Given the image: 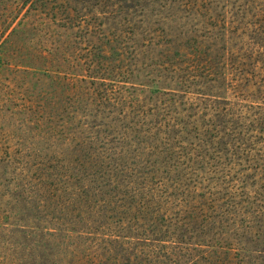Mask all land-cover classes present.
<instances>
[{
    "label": "rangeland",
    "instance_id": "obj_1",
    "mask_svg": "<svg viewBox=\"0 0 264 264\" xmlns=\"http://www.w3.org/2000/svg\"><path fill=\"white\" fill-rule=\"evenodd\" d=\"M170 98L207 117L230 105L231 134L221 151L204 143L202 185L172 206L174 188L145 174L173 210L159 240L117 207L146 142L98 133L90 111L113 129L109 109ZM86 185L104 200L86 205ZM70 219L91 232L57 228ZM26 236L54 264H264V0H0V264Z\"/></svg>",
    "mask_w": 264,
    "mask_h": 264
},
{
    "label": "trees",
    "instance_id": "obj_2",
    "mask_svg": "<svg viewBox=\"0 0 264 264\" xmlns=\"http://www.w3.org/2000/svg\"><path fill=\"white\" fill-rule=\"evenodd\" d=\"M77 16L80 15L77 13ZM133 18L128 19L129 22H134L136 17ZM207 50L205 52H209ZM217 56H220V50L214 55L215 59ZM221 71L222 67H220L218 72L221 73L220 84H224L228 79V75L226 71ZM219 94L221 96V93ZM181 104V102L178 104V101L170 98L169 100H164L162 104L160 100H154L148 107L144 104L118 105V108L109 109V115L117 112L114 123L119 126H115L113 129H111L113 126L112 122L105 123L99 119V108L95 109V113L90 111L93 122L100 121V123L109 126L104 130L98 129V133L107 132L106 137L116 138L117 136L123 142H135L138 144L146 142L149 150L148 157H141L140 152L133 155V164L135 165L132 168V175H127V177H124V175L121 179L123 181L124 178H132L128 183L138 185L127 186V189L122 192V199H120L121 202L117 207L132 212L133 214L129 219L135 218L148 222L149 228H152V235L158 236L157 239L159 240H162L164 236L162 231L163 227L166 226L165 217L169 215V211L173 212V210L171 207L162 205V195L156 194L151 198L146 195L147 185H141L146 180L145 174H149L150 181L153 186L155 185L156 189L158 187H163L167 190L174 188L167 196L170 200L169 206H172V199L180 198L178 194L179 187L182 185H202L204 175L201 170L206 157V154H204V143H207V148L210 147L213 151H221L225 137H227V134H231L227 133L225 135L223 129H220L221 126H219L221 123L230 121V119H227L232 110L230 105L227 107L228 111H223V108L221 110L217 109L212 111L211 115L207 117L206 114L201 113V106L193 107L190 105L180 108ZM86 111L88 110L84 108V112ZM192 144H195V146H190ZM134 151L137 150L134 149ZM122 165H127V162ZM134 175L135 177L133 178ZM140 178H142V182L139 181ZM104 186H101L97 192L92 191L90 195L91 185L81 187L80 191L85 195V198H83L85 204L88 205L90 201L104 200V193H102ZM82 193L80 196H83ZM96 195H99L100 198L96 199ZM221 206L223 207L224 205L222 204ZM226 210H228L227 206ZM239 212L235 209L230 214L236 216ZM35 213L34 210H27L28 216ZM189 214L195 218H200L203 215L209 216L210 213L209 209H204V211L193 209ZM70 222L69 225H60L57 228L74 232H91L89 227H75L72 219H70ZM176 229L179 230L177 238H183L185 229L182 226ZM12 244L16 248L10 255L9 264H54L55 262L53 249L49 248L48 245H42L40 238L28 239L27 236L24 239L14 238ZM42 247L44 248L42 249ZM118 256L119 253L117 251L114 259H117ZM127 259H131V257H127ZM108 262H104V264H108ZM58 264H61V262ZM66 264H69V262Z\"/></svg>",
    "mask_w": 264,
    "mask_h": 264
}]
</instances>
